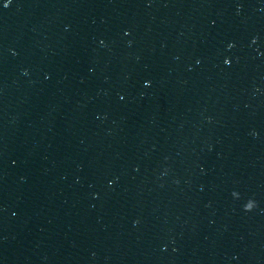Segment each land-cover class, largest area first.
Returning <instances> with one entry per match:
<instances>
[{
	"label": "water",
	"instance_id": "water-1",
	"mask_svg": "<svg viewBox=\"0 0 264 264\" xmlns=\"http://www.w3.org/2000/svg\"><path fill=\"white\" fill-rule=\"evenodd\" d=\"M222 0H0V264H101Z\"/></svg>",
	"mask_w": 264,
	"mask_h": 264
}]
</instances>
